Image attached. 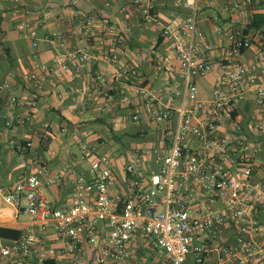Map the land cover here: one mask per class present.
I'll use <instances>...</instances> for the list:
<instances>
[{"label":"built area","instance_id":"1","mask_svg":"<svg viewBox=\"0 0 264 264\" xmlns=\"http://www.w3.org/2000/svg\"><path fill=\"white\" fill-rule=\"evenodd\" d=\"M128 3L143 22H157L151 0ZM259 4L260 0H234L233 8L253 12ZM185 6L190 13L184 20L160 29L177 62L179 90L143 85L139 71L121 62L122 41L107 22L97 25L92 16L79 15L70 29L51 35L50 41L63 49L68 37L90 42L97 58L114 65L133 96L141 99L142 110L134 111L132 122L160 125L165 143L141 151L152 155L156 167L142 173L130 161L119 180L111 156L97 153L89 134L74 129L89 169L87 176L78 174L72 180L65 205L53 207L44 196L43 188L54 185L57 176L42 162L11 190L0 187V200L32 225L9 243L0 236V264H45L56 258L61 264H185L189 257L193 264L264 261V221L259 219L264 181H252L257 164L264 169V27L217 25L215 32L223 39L212 43L198 27L196 1ZM30 16L22 9L16 27L36 48ZM245 53L247 60L242 59ZM67 59L79 68L92 57L79 50L60 53L57 62L62 70ZM215 68L211 96L201 100L196 80ZM24 78L37 88L45 80L34 74ZM7 89L9 83L0 84V91ZM248 100L250 110L241 117L239 107ZM16 101L10 97V103ZM30 146L26 140L20 149ZM49 230L60 245L49 244Z\"/></svg>","mask_w":264,"mask_h":264},{"label":"crops","instance_id":"2","mask_svg":"<svg viewBox=\"0 0 264 264\" xmlns=\"http://www.w3.org/2000/svg\"><path fill=\"white\" fill-rule=\"evenodd\" d=\"M76 1L72 6L71 0H0V84L9 83V89L0 91V187L11 190L38 163H45L51 175L57 176L54 185L43 188L44 196L53 207L68 202L76 175H88L89 161L81 158L79 139L72 135L74 129L89 134L88 140L95 145L97 153L111 156L112 170L119 180L123 179L124 166L130 161H134L142 173L156 167L152 155L144 156L141 151L159 149L165 143L160 125L146 120L140 124L132 122L134 111L142 110L141 99L133 96L132 88L114 65L97 58L91 43L81 36L68 37L63 49L50 41L53 33L70 29L79 15L92 16L97 25L107 22L122 41L121 62L139 71L143 85L167 87L172 91L181 87L176 76L177 62L160 37V29L189 15L185 2L196 1L200 7L198 27L212 43L222 38L215 32L217 25L226 28L244 24L251 14L248 10H235L234 0H151L157 22L149 24L141 20L137 8L130 6L128 0ZM22 9L31 12L30 26L38 39L36 48L32 47L30 38L17 30ZM256 9L257 13H264V0H260ZM78 50L85 51L92 59L79 68L73 67V62L67 59V67L62 70L58 66V55ZM248 58L249 53L242 57L243 60ZM46 69L51 70L47 73ZM30 74L45 79L39 88L24 78ZM217 74L215 68L196 80L201 100L210 98ZM11 96L16 97V103H10ZM33 100L36 101L34 106L31 105ZM161 103L167 104V97L161 98ZM177 103L178 99H174L172 105ZM250 107L251 100L242 103L239 116L245 117ZM8 121L10 126H5ZM26 140L31 146L21 150ZM124 154H128L130 160H124ZM252 181H264V169L259 164ZM259 219L264 221V211H260ZM31 228L28 217L0 200V230L17 233L15 237L0 235L4 243ZM48 233L49 244L60 245L51 230ZM192 262L189 257L185 264ZM61 263L62 260L56 258L45 264Z\"/></svg>","mask_w":264,"mask_h":264},{"label":"trees","instance_id":"3","mask_svg":"<svg viewBox=\"0 0 264 264\" xmlns=\"http://www.w3.org/2000/svg\"><path fill=\"white\" fill-rule=\"evenodd\" d=\"M258 9H255L253 12H250L249 18L247 22L244 24V29L246 30H252V29H258L262 26H264V13H257ZM115 140H118V137H115ZM5 233H8L7 235ZM1 236H8L11 235L12 237H15L17 233L15 231H10L6 229L0 230Z\"/></svg>","mask_w":264,"mask_h":264},{"label":"rangeland","instance_id":"4","mask_svg":"<svg viewBox=\"0 0 264 264\" xmlns=\"http://www.w3.org/2000/svg\"><path fill=\"white\" fill-rule=\"evenodd\" d=\"M129 142H132V144H137V145H139V144H141L140 142H138V143H136V141H129ZM128 143V142H127ZM127 146H128V144H127ZM126 146V147H127ZM120 150V149H119ZM125 156H124V160H130V157L128 156V154H124Z\"/></svg>","mask_w":264,"mask_h":264}]
</instances>
